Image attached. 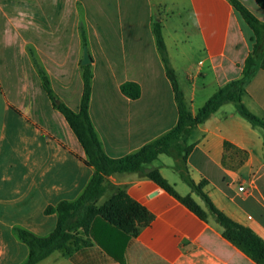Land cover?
<instances>
[{
    "label": "crops",
    "instance_id": "obj_1",
    "mask_svg": "<svg viewBox=\"0 0 264 264\" xmlns=\"http://www.w3.org/2000/svg\"><path fill=\"white\" fill-rule=\"evenodd\" d=\"M240 1L264 25V9L255 0ZM78 6L92 58L89 113L112 158L139 151L179 120L153 33L155 20L163 25L171 66L194 116L221 87L241 78L257 41L228 0H0V264H24L29 248L16 229L49 236L58 216L46 214V208L77 200L94 175L83 161L82 144L45 92L37 67L39 62L47 71L57 97L79 111L84 82L78 65L71 69L68 60L78 53L77 47L70 49L68 15ZM20 12L26 13L22 26L14 28L9 19H19ZM181 25L193 27L181 34ZM72 33L80 39L77 28ZM184 42L189 49L179 47ZM125 82L140 85V98L122 93ZM243 102L264 118V52ZM189 143L194 145L187 164L192 180L207 181L205 192L214 205L264 240L263 129L229 103L193 128ZM164 156L154 165L180 196L191 194L204 207L176 171L175 159ZM106 187L100 205L125 189L153 214L152 223L123 246L124 235L97 218L89 232L78 230L88 245L70 255L56 251L38 264H259L224 238L213 218L203 221L152 179L117 173L108 177Z\"/></svg>",
    "mask_w": 264,
    "mask_h": 264
},
{
    "label": "trees",
    "instance_id": "obj_2",
    "mask_svg": "<svg viewBox=\"0 0 264 264\" xmlns=\"http://www.w3.org/2000/svg\"><path fill=\"white\" fill-rule=\"evenodd\" d=\"M228 1L254 30L257 38L252 52L246 59L241 78L221 87L194 116L185 101L176 72L171 66L163 36V25L161 21L155 20L153 33L167 76L173 85L179 110V120L177 125L167 134L145 145L139 151L124 157L112 158L108 156L94 129L89 113L92 96V65L83 67L84 90L80 109L77 112L57 97L49 76L39 68L45 92L51 99L54 108L64 115L82 144L87 156L83 161L87 166L94 169V175L77 200L63 201L55 207L46 208V214L55 213L58 216L57 227L49 236L39 237L28 230L16 229V235L20 241L29 248V256L24 264H38L56 251L70 255L75 249L88 245V241L78 235V230L83 229L85 232H89L92 223L97 218L102 219L124 235L123 246L127 244L130 238L138 236L143 228L149 226L154 220L153 214L145 206L133 200L125 189H119L105 203L99 204L107 192L106 181L108 177L117 173H137L141 177L152 179L164 190L179 199L203 221H208L210 217L213 218L222 227L224 238L242 249L259 264H264V240L252 229L236 223L220 211L205 192L207 181L195 183L190 177L187 165L189 154L194 148V145L189 143L191 130L204 123L226 104H235L242 117L253 126L264 131V118L250 112L243 102L247 93V86L255 76L264 52V25L240 0ZM255 1L260 8L264 9V0ZM83 42L87 46L85 33ZM121 91L133 100L141 96V87L135 82L123 83ZM163 154L175 159L176 171L192 192L203 200L204 207L191 194L185 197L180 196L175 186L162 175L160 168L154 165Z\"/></svg>",
    "mask_w": 264,
    "mask_h": 264
},
{
    "label": "rangeland",
    "instance_id": "obj_3",
    "mask_svg": "<svg viewBox=\"0 0 264 264\" xmlns=\"http://www.w3.org/2000/svg\"><path fill=\"white\" fill-rule=\"evenodd\" d=\"M69 11H70V13L68 14L69 15V17H70V24H69V32H70V35H69V38H70V40H69V45H70V49H75L76 47H77V49H78V53L76 54V53H72V54H69V56H68V60H69V65H70V68L72 69V66H77L78 65V68H79V70H80V76H81V78H82V80H83V74H84V66H82V60H83V52H84V47H85V44H84V42H83V40H82V38H83V35H84V26H82L81 24H83V23H80V6H78V7H76V8H69ZM75 22V23H74ZM78 23V24H77ZM81 26V27H80ZM75 27V28H74ZM192 27H193V25H181V28H180V30H179V32L181 33V34H184V32L186 33L187 31H191L192 30ZM76 28H77V30H78V34H79V36H80V39H77V40H75L73 37H74V35H73V33H72V31H75L76 30ZM77 35V34H76ZM182 50H187V49H189V44L188 43H186V42H184L182 45H180L179 46ZM176 53V50L173 48L172 49V54H175ZM177 54V53H176ZM180 55V54H179ZM178 55V56H179ZM182 57H180V58H178V59H181ZM38 59V58H37ZM39 61V60H38ZM77 64V65H76ZM37 65H38V72H39V68H41L42 70H44L46 73H47V71L44 69V67L38 62L37 63ZM90 65H92V64H90ZM197 68V65H195L194 66V69H196ZM47 75H48V73H47ZM49 76V75H48ZM41 77V76H40ZM50 78V77H49ZM86 153V152H85ZM87 157V156H86ZM163 159H171V158H168V156H164V158ZM158 161H160V159L158 160ZM157 161V162H158ZM166 174L168 175V176H172V173H171V171H166ZM174 175V174H173ZM104 201H102L101 203H103ZM210 219V218H209Z\"/></svg>",
    "mask_w": 264,
    "mask_h": 264
},
{
    "label": "clouds",
    "instance_id": "obj_4",
    "mask_svg": "<svg viewBox=\"0 0 264 264\" xmlns=\"http://www.w3.org/2000/svg\"><path fill=\"white\" fill-rule=\"evenodd\" d=\"M26 13L24 12H20L18 14L19 16V19L17 18H10L9 19V23L14 27V28H19L22 26V21H23V18L25 17ZM29 23H31V21H29Z\"/></svg>",
    "mask_w": 264,
    "mask_h": 264
},
{
    "label": "water",
    "instance_id": "obj_5",
    "mask_svg": "<svg viewBox=\"0 0 264 264\" xmlns=\"http://www.w3.org/2000/svg\"><path fill=\"white\" fill-rule=\"evenodd\" d=\"M92 63V58L90 56L88 47L85 46L84 47V52H83V60H82V66H87L90 65Z\"/></svg>",
    "mask_w": 264,
    "mask_h": 264
}]
</instances>
